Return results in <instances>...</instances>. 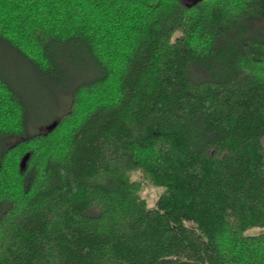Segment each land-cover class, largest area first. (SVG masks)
I'll use <instances>...</instances> for the list:
<instances>
[{
  "label": "trees",
  "instance_id": "trees-1",
  "mask_svg": "<svg viewBox=\"0 0 264 264\" xmlns=\"http://www.w3.org/2000/svg\"><path fill=\"white\" fill-rule=\"evenodd\" d=\"M0 44V264H264V0H0Z\"/></svg>",
  "mask_w": 264,
  "mask_h": 264
},
{
  "label": "rangeland",
  "instance_id": "rangeland-1",
  "mask_svg": "<svg viewBox=\"0 0 264 264\" xmlns=\"http://www.w3.org/2000/svg\"><path fill=\"white\" fill-rule=\"evenodd\" d=\"M6 48V46H2V44H0V61L2 62L5 58H9L10 55L7 53V51L4 49ZM7 53V55H6ZM52 96L48 95V99H51ZM42 100L40 101V105L42 104L43 100H47L46 97H43L41 98ZM63 99H65V97H63ZM36 103V102H35ZM63 104H64V101H63ZM42 106V105H41ZM40 108H38L39 110ZM58 108L57 109H53V107H50L48 109H44V110H39L36 117H35V120L36 122L38 123H43V126L44 125H47L51 122V118L53 116H55L57 113H58ZM132 176L134 178H142V174L141 172L139 171H133L132 172ZM162 191V188L161 187H158V186H155L151 183H147L145 182L144 183V188L142 190V195L147 199L148 203L150 206H153L155 204V201L158 197V195L160 194V192ZM260 231H264V228H258V227H254L250 230H248V233H258Z\"/></svg>",
  "mask_w": 264,
  "mask_h": 264
},
{
  "label": "water",
  "instance_id": "water-1",
  "mask_svg": "<svg viewBox=\"0 0 264 264\" xmlns=\"http://www.w3.org/2000/svg\"><path fill=\"white\" fill-rule=\"evenodd\" d=\"M56 123H53L51 126H55Z\"/></svg>",
  "mask_w": 264,
  "mask_h": 264
}]
</instances>
